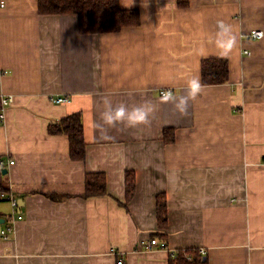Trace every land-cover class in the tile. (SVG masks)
Returning a JSON list of instances; mask_svg holds the SVG:
<instances>
[{
	"label": "crops",
	"instance_id": "crops-1",
	"mask_svg": "<svg viewBox=\"0 0 264 264\" xmlns=\"http://www.w3.org/2000/svg\"><path fill=\"white\" fill-rule=\"evenodd\" d=\"M120 2L140 10V24L82 33L75 13L0 0V97L13 95L0 116V173L23 215L9 239L0 234V264H118L122 255V264H169L175 250L200 248L209 264H264V37L249 35L264 31V0ZM221 24L236 36L229 79L205 85L202 59L220 57ZM193 76L203 90L185 113L161 101L186 95ZM105 99L149 105V122L106 125ZM77 111L83 160L71 158L67 135L48 132ZM127 170L137 189L126 207ZM87 172H104L108 193L82 196ZM4 200L0 229L13 212ZM152 238L165 246L148 247Z\"/></svg>",
	"mask_w": 264,
	"mask_h": 264
},
{
	"label": "trees",
	"instance_id": "trees-1",
	"mask_svg": "<svg viewBox=\"0 0 264 264\" xmlns=\"http://www.w3.org/2000/svg\"><path fill=\"white\" fill-rule=\"evenodd\" d=\"M179 7H188L190 0H177ZM39 12L45 14L75 13L79 18V30L82 33L119 31L125 26L141 23V13L137 8L126 9L120 0H39ZM230 67L227 58L205 57L202 59L203 84H220L229 79ZM1 106V100H0ZM50 134H65L70 141V156L73 160H83L87 155V142L84 137L83 116L81 111L70 113L48 125ZM167 130H165V133ZM167 141L174 140V134ZM126 201L133 199L137 181L134 170L125 172ZM11 191L7 175L0 173V192ZM107 176L104 172H87L85 177L84 197L106 194ZM50 195V194H49ZM55 196V195H51ZM156 209L159 226L168 224L169 208L167 195L160 192L156 196ZM165 236V235H163ZM188 255H191L190 259ZM169 264H209L208 258L198 249H177L169 257Z\"/></svg>",
	"mask_w": 264,
	"mask_h": 264
},
{
	"label": "clouds",
	"instance_id": "clouds-1",
	"mask_svg": "<svg viewBox=\"0 0 264 264\" xmlns=\"http://www.w3.org/2000/svg\"><path fill=\"white\" fill-rule=\"evenodd\" d=\"M216 44L220 49V57L227 58L231 50L236 45V36L232 33L231 27L227 24H221L217 29ZM202 84L198 76H193L186 82V95L179 97L173 96L172 92L166 91L160 98L162 102H174V107L181 113H185L190 100H194L202 92ZM105 110L101 113L104 123L110 127L118 124L125 127L135 128L138 125H144L149 122L152 108L149 105L128 107L121 103L113 107L111 101L104 100Z\"/></svg>",
	"mask_w": 264,
	"mask_h": 264
},
{
	"label": "built area",
	"instance_id": "built-area-1",
	"mask_svg": "<svg viewBox=\"0 0 264 264\" xmlns=\"http://www.w3.org/2000/svg\"><path fill=\"white\" fill-rule=\"evenodd\" d=\"M249 35L253 39H261V38L264 37V31L262 29H252L249 32ZM245 52L248 53V54L250 53L249 50H245ZM0 100H1L0 116L4 117L5 108L13 100V95L8 94V95L1 96ZM68 100H69V98L67 96H59V97L55 98V101H58V102H66ZM13 162H14V160L10 161V163H13ZM0 198L7 200L11 204L12 210H13L12 214L10 215V220L8 221L9 222L8 226L7 227H3L2 229H0L1 236L3 238H5V239H9L15 232V222L18 219L23 218V215L20 213L18 198L12 191H9V192L2 191V192H0ZM156 244H159L160 246H165V242L163 241V242L160 243L157 238H152L147 243V246L148 247H152L153 245H156ZM199 251L203 255H205L206 252H207L205 248H200ZM188 257L190 259L192 258L191 255H188ZM123 260H124L123 255L119 256L118 260H117V263L118 264H122Z\"/></svg>",
	"mask_w": 264,
	"mask_h": 264
},
{
	"label": "rangeland",
	"instance_id": "rangeland-1",
	"mask_svg": "<svg viewBox=\"0 0 264 264\" xmlns=\"http://www.w3.org/2000/svg\"><path fill=\"white\" fill-rule=\"evenodd\" d=\"M2 202H3V206H4L5 210H7V211L10 210V212H8V214L11 213L12 211H11L10 203L6 200H4Z\"/></svg>",
	"mask_w": 264,
	"mask_h": 264
},
{
	"label": "water",
	"instance_id": "water-1",
	"mask_svg": "<svg viewBox=\"0 0 264 264\" xmlns=\"http://www.w3.org/2000/svg\"><path fill=\"white\" fill-rule=\"evenodd\" d=\"M6 171H7V170H5V169H4V171H3V172L5 173Z\"/></svg>",
	"mask_w": 264,
	"mask_h": 264
}]
</instances>
